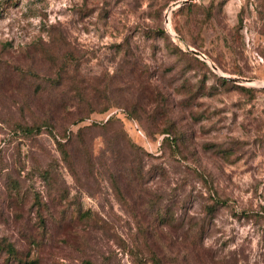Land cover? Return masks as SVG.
Returning a JSON list of instances; mask_svg holds the SVG:
<instances>
[{
  "label": "rangeland",
  "instance_id": "obj_1",
  "mask_svg": "<svg viewBox=\"0 0 264 264\" xmlns=\"http://www.w3.org/2000/svg\"><path fill=\"white\" fill-rule=\"evenodd\" d=\"M182 1L0 0V264H264V0Z\"/></svg>",
  "mask_w": 264,
  "mask_h": 264
},
{
  "label": "trees",
  "instance_id": "obj_2",
  "mask_svg": "<svg viewBox=\"0 0 264 264\" xmlns=\"http://www.w3.org/2000/svg\"><path fill=\"white\" fill-rule=\"evenodd\" d=\"M220 80H221L222 82H226V79H225V78L220 77ZM115 117H116V113L111 112V113L109 114V117H108V119H107V122L113 120ZM162 131H163V133H165V132H166V129H163ZM169 136H170L169 134H166V136H164V137L162 138V141H163L164 139L168 140V139H169ZM59 145H61V144L59 143ZM213 210H214V206H208L207 211H208L209 214H211V213L213 212ZM11 251H12V249H11ZM23 264H26V263H23ZM85 264H92V263H90L89 261H86Z\"/></svg>",
  "mask_w": 264,
  "mask_h": 264
},
{
  "label": "water",
  "instance_id": "obj_3",
  "mask_svg": "<svg viewBox=\"0 0 264 264\" xmlns=\"http://www.w3.org/2000/svg\"><path fill=\"white\" fill-rule=\"evenodd\" d=\"M187 2H189L188 0H183L182 1V3L181 4H185V3H187ZM181 4H179V5H181ZM178 5V6H179ZM196 55H199V54H201L200 52H198V51H196V50H192ZM234 81H238V82H242V83H248V82H251L252 80L251 79H246V78H235L234 79Z\"/></svg>",
  "mask_w": 264,
  "mask_h": 264
},
{
  "label": "bare ground",
  "instance_id": "obj_4",
  "mask_svg": "<svg viewBox=\"0 0 264 264\" xmlns=\"http://www.w3.org/2000/svg\"><path fill=\"white\" fill-rule=\"evenodd\" d=\"M167 28H168L169 30H171V28H170L169 24L167 25Z\"/></svg>",
  "mask_w": 264,
  "mask_h": 264
}]
</instances>
